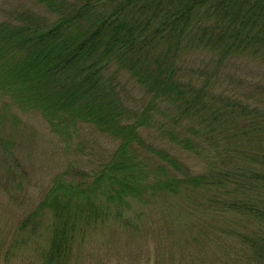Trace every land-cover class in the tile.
I'll return each instance as SVG.
<instances>
[{
	"label": "trees",
	"instance_id": "trees-1",
	"mask_svg": "<svg viewBox=\"0 0 264 264\" xmlns=\"http://www.w3.org/2000/svg\"><path fill=\"white\" fill-rule=\"evenodd\" d=\"M33 1L39 10L24 6L13 17L0 19V125L6 122L10 134H18L26 125L25 115L37 112L63 138L82 135V129L90 125L118 139L117 147L99 161L93 175L76 163L70 164L72 169L65 168L46 192L43 207L37 205L19 223V242L32 238L36 246L33 236L40 233L43 215L55 211L56 218L45 224L49 230L43 248L45 264L70 263V249L80 227L77 219L90 224L108 218V203L97 202L104 197L103 190L110 195L108 202L118 203L120 210L130 203L129 197L151 191L154 198L167 200L168 206L182 197L188 202L183 208L191 214L203 202L212 206L220 200L212 192L201 200L203 186L227 185L233 177L245 176L241 170L236 174L222 168L224 156L210 161L213 166L206 174L195 173L174 149L148 142L143 129L155 121L161 105L168 104L176 117L164 125L172 127L170 137L179 148L210 146L215 130L230 136L232 132L225 128L236 123L242 130H264L260 80L264 77V0ZM198 48L209 51L210 64L215 65L202 68V83L194 80L201 66L192 65L186 71L177 61ZM242 60L248 63L241 65ZM238 66L251 70L240 69L239 75ZM252 73L256 80L248 79ZM132 84L149 94L142 109L127 100L126 88ZM214 85L233 92L218 94L211 88ZM245 85L251 90L244 94ZM212 101L227 105L214 109ZM208 116L218 118V124L209 123ZM187 117L203 118L207 124L201 141L181 134ZM229 153L224 157L228 162L233 161ZM12 161L19 159L15 156ZM253 161L256 168L247 171L249 180L236 182L243 187L235 203L256 218L254 233L244 235L242 247L246 242V248L235 255L237 264H264V208L259 207L264 199V153ZM71 208L76 218L68 212ZM168 222L164 224L170 237L167 244L174 246L179 243L178 232ZM30 224L34 231L23 233ZM169 248L163 245L161 250L168 258Z\"/></svg>",
	"mask_w": 264,
	"mask_h": 264
},
{
	"label": "rangeland",
	"instance_id": "rangeland-1",
	"mask_svg": "<svg viewBox=\"0 0 264 264\" xmlns=\"http://www.w3.org/2000/svg\"><path fill=\"white\" fill-rule=\"evenodd\" d=\"M34 4L33 0H0V19L13 17L15 11L19 12V8L24 6L39 10ZM210 55L209 51L198 48L190 50L187 54L183 53L177 61L179 60L178 64L186 71L193 69L192 65L201 66V70L197 68L200 71L199 77H194V80L202 83L204 80L202 68L212 61ZM243 62L248 63V60L240 61L241 65L246 64ZM210 67L215 68V65L210 64ZM235 68L239 75L242 72L240 69L247 72L251 70L248 67ZM235 68L232 70L235 71ZM252 75L256 77L252 73L248 75V79L256 80L251 77ZM260 80L264 85V77ZM133 84L126 88L129 93L127 100L142 109L150 99L149 94L147 95L141 86ZM225 87L214 85L211 88L218 94L231 95L233 89L229 90ZM250 90L249 86L242 87L244 94ZM244 102L256 104L253 103L254 101ZM212 103L214 109L216 106L227 105L226 101H212ZM174 117L176 113L168 104H162L156 113L155 121L153 120L148 124V128L143 129L147 141H155L166 149H174L191 166V171L200 175L206 174L212 168L210 161L220 160V156L226 157L228 150L233 161L228 162L229 158L223 157L222 161L226 160V162L221 167L236 174L241 170L245 176L235 180L233 177L232 180H228L227 185L221 183L210 186V189L206 185L203 186L201 200L211 197L212 193L220 197V200H214L212 206L203 202L204 204L201 203L198 210L191 214L184 209L188 202L185 204L182 197L176 201V204L168 206L167 200L154 198L151 191L144 195L129 197L130 203L120 210L118 203L108 202L110 195L103 190L104 197L101 196L97 202L104 200L108 203V218L98 219L90 224H86L84 219L80 221L77 219L80 227L77 225L73 246L70 249L69 264H237L239 259L235 255H239L241 249L246 248V242L242 247L244 235L249 231L251 234L254 233L256 218L251 211L239 208L235 203L241 196L239 189L243 187V184L236 182H247L249 180L247 173L256 168L253 167L256 165L253 160L255 157L260 158L264 153V130L254 131L251 128L242 130L236 123L225 128L232 132L230 136L222 134L219 132L221 129H217L219 131L215 130L214 140L209 142L210 146L201 145L193 148L190 145L191 150H189L177 147V140L175 138L172 140L170 137L171 132L168 128L172 129V127L164 125ZM207 120L213 126L219 122L218 118L213 120L211 116H208ZM25 122L26 125L23 124L21 132L15 135L10 134L6 122L0 125V264L46 263L43 248H46L49 230L45 224L47 220L56 218L55 211L50 209L43 215L44 224L38 229L40 233L37 237L33 236L38 243L36 246L33 245L32 238L19 242L21 236L16 233L19 223L30 215V211H33L37 205L43 207L41 201L46 192L55 184L58 174H61L65 168L72 169L71 163L78 164L80 168L93 175V170L98 168L99 161L105 159L107 152L114 150L118 145L117 138L90 125L82 129V135L74 134L67 139L54 132L50 123L40 113H27ZM203 124V118L187 117L181 134L189 140L196 138L201 141V135L207 129L205 123L202 131L200 125ZM180 137L181 140L186 139L181 135ZM195 151L201 152L194 153ZM15 156L19 162L12 161ZM222 187H226L228 194L224 195ZM223 196L226 198L222 199ZM155 199L159 200L155 201ZM260 202L259 207L264 208V199ZM68 210L73 212V218L77 217L74 208ZM36 216L41 217V215ZM168 220L175 224L178 232L179 243H175L174 246L167 244V239L169 238L170 241V237L166 235L167 227L164 224ZM30 231H34L31 224L24 228L23 233ZM163 245L170 246L169 258L161 251Z\"/></svg>",
	"mask_w": 264,
	"mask_h": 264
}]
</instances>
